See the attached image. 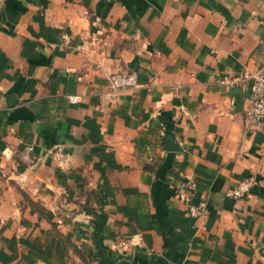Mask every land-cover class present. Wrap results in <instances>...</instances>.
Wrapping results in <instances>:
<instances>
[{
    "label": "crops",
    "instance_id": "obj_1",
    "mask_svg": "<svg viewBox=\"0 0 264 264\" xmlns=\"http://www.w3.org/2000/svg\"><path fill=\"white\" fill-rule=\"evenodd\" d=\"M262 62L264 0H0V264H264Z\"/></svg>",
    "mask_w": 264,
    "mask_h": 264
},
{
    "label": "built area",
    "instance_id": "obj_2",
    "mask_svg": "<svg viewBox=\"0 0 264 264\" xmlns=\"http://www.w3.org/2000/svg\"><path fill=\"white\" fill-rule=\"evenodd\" d=\"M249 79V94L248 107L246 112V121L249 124L257 123L264 119V62H262L256 69L247 75ZM242 79V78H241ZM222 83L234 82L232 78H222ZM108 86L111 89L123 88L133 83L132 75H123L112 72L107 77ZM66 98L69 102L76 101L77 95L67 94ZM54 158L59 165L67 164V157L58 149L53 151ZM251 178H245L238 181L227 194L233 197H241L245 194L251 184ZM194 180L192 174H184L183 178L174 187L175 194L182 199L185 205V212L191 217L198 216L203 208L204 202L197 201L196 204H191L190 199L193 196ZM141 242L140 232H135L125 238H120L115 242V246L122 252H130Z\"/></svg>",
    "mask_w": 264,
    "mask_h": 264
}]
</instances>
